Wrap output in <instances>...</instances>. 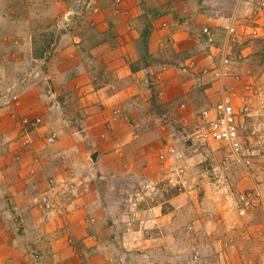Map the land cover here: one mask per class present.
Listing matches in <instances>:
<instances>
[{"label":"rangeland","instance_id":"obj_1","mask_svg":"<svg viewBox=\"0 0 264 264\" xmlns=\"http://www.w3.org/2000/svg\"><path fill=\"white\" fill-rule=\"evenodd\" d=\"M177 1L179 0H132L140 13L131 20L139 37H130L133 43L126 46V39L118 41L115 38V31L112 30L115 25L107 17L108 13L113 15L112 9L117 5L115 0H0V123L8 113L10 116L26 114L41 115L44 118L46 113L42 109L48 106V110L51 107V116H64L71 125L68 130L72 133L76 131L78 135L80 133L78 137L82 151L86 154L94 152L97 145L91 137H96V133L101 131H98L97 122L89 117L93 118V113H99V110L93 105L89 108L83 102V95L70 91L69 85L74 81H83L88 85H109L113 78L119 79L121 75V83L113 84L132 87L129 93L132 96L124 100L121 107H112L111 113L114 115L115 111H121L124 126L119 123L115 127H118L115 133L118 134L121 129L120 143L125 145V156L119 157L123 163L121 170L110 175L100 173L99 185L103 189L100 198L106 196L104 191L107 184H110L112 196L109 199L114 204L113 210L122 213L121 209L124 207L128 211L125 212L127 216L134 215L139 207L148 206L153 198H163L164 193L175 196L192 192V197L189 198L192 203L190 216L192 222L199 220L205 232L206 236H199V241L208 244L217 238L213 232L223 225L220 222L223 221L221 212H227L232 217L229 225L233 227L242 229L249 225L248 220L239 222L236 217L247 216L256 207L241 215L235 202L230 201V195L237 197L242 192H256L252 188L255 183L260 186L264 195V115L261 105V92L264 88V38H260L258 33H250L240 37V40L237 36L238 42L227 47L223 40H217L214 46L205 43L199 45L197 37L200 31L196 24L190 31L189 38L192 40L189 43H186L188 36L183 35L177 38L175 45L169 39L159 40L161 36L144 41L142 33L149 25V15L154 16L162 11L153 9H160L161 6ZM222 11H227V8ZM117 24L119 26L122 23L118 21ZM177 44L183 49H175ZM137 58L141 61L140 66L154 61L158 66L161 64L162 68H151L147 71L148 75L142 71L135 77L127 76L124 66ZM211 58L216 67L224 66L232 75L234 73L242 79L255 80L256 85L251 86V89L257 91L251 97L255 103L249 106L248 113L251 115L244 117L241 133L245 141V158L251 159L249 170L236 162L225 163V149L206 138L201 111L219 99L220 85L213 77L204 76L199 69H191L188 64L192 60L200 68H213L209 64ZM172 63L177 65L175 72L168 69ZM157 85L187 86L185 90L177 92L176 98L164 102L156 93ZM55 92L59 94L54 95ZM62 124L66 123H60L57 127L62 128ZM90 124L93 127L88 128ZM51 130L59 133L55 127ZM7 139H10L9 142H6ZM13 141L8 132L0 129V155L7 153L5 147ZM168 145L176 150V155L167 153L166 163H161L160 155L166 153ZM60 154L66 156V159L60 158L63 163L74 166L71 157L62 151ZM165 167L173 168L174 179L171 184L168 182L170 174ZM177 168L183 171L176 172ZM63 170L70 173L71 177L68 178L76 180L77 192L85 183H82L80 170L76 174L75 169L72 168L71 172L70 167ZM249 171L254 173L255 178L248 179ZM93 174L94 176L88 173L86 178L89 176L96 181L95 173ZM83 177L85 178L84 175ZM163 178L165 182H160ZM150 184L154 185L151 186L152 190L149 188ZM34 188L29 187L30 194H33ZM136 197L144 199L137 200ZM255 205L264 206V199H256L255 196ZM131 220L123 221L126 227L132 226L135 220ZM184 223H181L182 226ZM224 226H228L227 220ZM143 227L145 230L149 229ZM258 228L264 234V226ZM258 228H255V233ZM157 235L158 233H153L152 236ZM263 239L259 238L254 244L258 245V241ZM190 246L192 247L184 256L186 263L199 254L194 244ZM166 252V249L159 250L158 256H153L152 259H158L159 262L155 263L162 264L160 258ZM255 254L252 253L249 259L240 263L264 264L263 258ZM182 262L183 260H176L177 264Z\"/></svg>","mask_w":264,"mask_h":264},{"label":"crops","instance_id":"obj_2","mask_svg":"<svg viewBox=\"0 0 264 264\" xmlns=\"http://www.w3.org/2000/svg\"><path fill=\"white\" fill-rule=\"evenodd\" d=\"M124 1L125 13L117 16L108 13L107 17L115 25L112 29L115 31V38L118 41L126 39V46H130L133 42L129 38L134 37L136 39L139 37L136 30L134 31L131 20L134 18L133 16H139L140 13H138V9L132 0ZM258 1L179 0L171 2L168 6L153 9L162 10L161 13L154 16L149 15L147 20L150 25L148 38L150 40L160 36L159 40L172 38L171 41L175 45L178 41L177 38L183 35L188 36L186 43H189V40H192L189 38L191 36L190 31L198 24L200 33L197 37V44H207L201 37V31L204 26H209L216 36V41L223 40L227 47L225 25L232 22V20L229 21L230 18H234L235 34L239 40L240 37L252 34L254 29H257L260 38H264V10H257ZM225 8L227 11H222ZM141 12L145 13L144 11ZM118 21L122 23L119 26ZM129 25L132 26L131 29H128ZM122 30L125 32L123 33ZM178 44L175 49H183ZM127 59L129 61L128 56ZM137 60L138 58L124 66L123 69L127 76L135 77L142 71L148 75L149 69L154 68L156 70L161 65L158 66L154 61H151L147 63V67L143 64L136 71H133L132 64ZM209 64L213 67H209L211 69L216 67L213 58L209 59ZM168 69L175 72L177 65L169 64ZM196 69H199L200 72L201 68L197 65ZM158 75L161 76V73ZM121 77L120 75L119 79L113 78L112 84L109 85H88L83 81H78V83L74 81L69 85L70 91L73 90V92L83 95V102L87 103L89 108L90 105H93L99 110V113L94 112L93 118L89 117V119L97 122L98 131L101 133L97 132L95 138L86 134L94 139V143L97 145L98 157L96 162L91 159V155L96 151L84 153L83 147L79 143L78 136L80 133L78 135L76 131L72 133L68 130L71 125L64 116L57 118L55 115L51 116L49 112L51 107L48 110V106H44L42 110L46 113L43 115L45 119L43 132L48 133L53 127L59 131L58 143L52 147L47 146L39 136L34 137L32 147L21 145L13 117L22 115L12 114L10 116L8 113L9 116L6 115V118L0 123V129L3 132H8L14 140L5 147L7 153L0 155V264H148L149 262L154 264L159 261L152 259V257L158 256L159 250L163 251V249H166L167 252L165 256L160 258L162 264H177L176 260L179 259L183 260L182 264H238L249 259L252 253H256L257 257L264 260V239L258 241V245L254 244L259 238H264L263 232H259L261 229L258 228L264 226V210L262 209L264 206L255 205L254 208H256L247 216L236 217L239 222L241 220L244 222V219L249 221V225L242 229L229 225V219L232 217L228 216L227 212H221L223 221L220 222L223 225L216 232H213L217 238L212 243L205 244L199 241L201 239L199 236H206L201 223L198 219L192 222L190 216L192 203L189 198L192 197V192L188 191L175 196L164 193L163 198L155 197L156 199L153 198L148 202V206H142L139 209L137 207L138 210L135 209L137 212L134 215L129 214L127 216H125V212L128 211L124 207L121 209L123 214L113 210L115 209L114 204L109 199L112 196L110 184H107L104 191L106 196L100 198L101 190H103L99 185L100 173L106 172L107 175H110L122 168L123 163L120 158L125 156V145L120 143L122 139L121 129L118 134L115 133V130L118 129L115 127L119 123L121 126L124 124L121 119L115 120L113 113H111L112 107L116 105L121 107L124 100L132 96L129 95L132 87L114 85L121 83ZM229 82L236 85V93L232 95V100L236 106H240L243 96L248 97L249 106L251 103H255L251 98L254 94L251 93V86L256 85L254 79L247 80L245 78L238 82L234 77H230ZM186 86L157 85L156 93L158 92L161 100L166 102L176 98L177 92L181 89L185 90ZM177 87L179 88L177 89ZM149 92L152 96L150 88ZM58 94L57 92L54 93V95ZM221 97L220 88L219 99ZM20 111L18 112L20 113ZM25 116L32 115L25 114ZM241 122L244 123L242 118ZM60 123L66 124H62V128L59 129L57 126ZM91 127L93 125L88 128ZM90 132L92 133L91 130ZM9 140L7 139L6 142ZM61 151L71 157V162L75 167L60 160V158L66 159L65 155L60 154ZM35 156L40 157V162H34ZM65 164L71 168V172L72 168L75 169V174L80 170L82 183L85 181L86 184H82L77 190L78 196L74 202V208L77 209L73 213L60 216L55 212L43 210L39 200L42 193L48 189L49 176H56L61 179L71 177L69 172L63 170ZM93 172L96 181H93L92 177L89 176L86 178L88 173L94 176ZM249 174L248 179L255 178L254 173ZM79 179L81 182V178ZM29 187H35L33 194L29 193ZM259 187L255 183L252 188H255L256 192H252L256 199L259 197L264 199ZM136 199L142 200L144 198L136 197ZM92 218L94 219L93 223L90 221ZM124 218H131L135 221L132 226L126 227L123 221L132 220ZM226 220L228 226L225 227ZM259 220L262 222L259 223ZM181 223H184V226ZM143 226L149 227V229L145 230ZM155 227L159 228L152 231L151 228ZM256 227L258 231L255 233ZM153 233H158V235L152 236ZM211 233L209 232V234ZM192 244H194L195 250H199L197 252L199 257H192V260L186 263L184 256ZM81 256L86 259L84 263L80 261Z\"/></svg>","mask_w":264,"mask_h":264},{"label":"built area","instance_id":"obj_3","mask_svg":"<svg viewBox=\"0 0 264 264\" xmlns=\"http://www.w3.org/2000/svg\"><path fill=\"white\" fill-rule=\"evenodd\" d=\"M115 2L117 5L114 9H112L113 14L117 16L125 13V9L123 8L124 0H115ZM121 6L122 9L120 8ZM257 6L259 9L264 8V0H259L257 2ZM230 20H232V22H229L225 25L227 46L230 44H236L238 42L233 25L234 18H230L229 21ZM131 28L132 26L129 25L128 29ZM253 33L257 34V29H254ZM201 37L209 45L216 44V36L209 26H204L202 28ZM169 40H172V38ZM188 66L191 69H196L197 63L196 61H190ZM200 73H202L204 76H211L214 78V80L218 81L222 92V97L219 100L212 102L208 107L201 111L200 117L205 124L206 138L220 144L225 149V163L230 164L232 162H236L249 170L251 167V159L245 158V141L243 136H241L242 130L244 128V123L241 122V118L244 120V117L249 115V103L247 100L248 97L243 96L241 98L240 106H236L232 100V95L236 93V85H234L232 82H229L230 77H234L236 81L240 82L242 80L241 76L232 75L224 66L215 67L214 69L203 67L200 69ZM252 92L254 93L253 95H255L257 91H253V89H251V93ZM261 94V105L264 115V88L262 89ZM114 117L115 120L121 119V111H115ZM13 118L15 119L18 138L22 146L32 147L35 136L41 137L47 146L52 147L58 142V132L53 130L48 133L43 132L45 121L41 115H15ZM200 131L201 129L198 130V132ZM165 151L166 153H162L160 155L161 163H166L165 159L167 157V153L171 152L175 153L176 155V150L172 146L169 147L168 145ZM34 162H40V157L35 156ZM163 166L166 165L163 164ZM65 168H68V165H65ZM165 168H167V172L170 174L168 182L171 184L174 179L173 168ZM178 170L183 171V169L180 168H177L175 171L177 172ZM47 182L48 189L42 193L41 199L39 200L41 208L46 212H55L60 216L73 213L77 209L74 208V202L78 196V193L76 192L77 183L71 178L61 179L56 176H49ZM160 182H165V179H161ZM151 186L152 185L150 184V189H152L154 185L152 187ZM144 187L147 188V186ZM229 199L232 203L235 202L239 212L242 214L252 210L255 205V195L253 192H242L238 194L237 197L230 195ZM90 221L93 223L94 219L92 218ZM198 257L199 254L195 256V258ZM80 261L81 263H84L86 261L85 257L81 256ZM248 263L251 264V262ZM248 263L242 262L240 264Z\"/></svg>","mask_w":264,"mask_h":264},{"label":"trees","instance_id":"obj_4","mask_svg":"<svg viewBox=\"0 0 264 264\" xmlns=\"http://www.w3.org/2000/svg\"><path fill=\"white\" fill-rule=\"evenodd\" d=\"M147 24H149V23H147ZM149 28H150V25H148V27H145L143 29V32L144 33H142V34H144V41L147 40L148 37H149V32H150V29ZM139 62H141L140 59H138L136 62H133V64H132V70L133 71H136L139 68V66H140V63ZM143 66H146L147 67V63L144 64ZM152 98H153V96H152ZM152 101H154V100L152 99Z\"/></svg>","mask_w":264,"mask_h":264},{"label":"water","instance_id":"obj_5","mask_svg":"<svg viewBox=\"0 0 264 264\" xmlns=\"http://www.w3.org/2000/svg\"><path fill=\"white\" fill-rule=\"evenodd\" d=\"M97 157H98V152H97V151L94 152V153L91 155V159H92L94 162H96Z\"/></svg>","mask_w":264,"mask_h":264}]
</instances>
